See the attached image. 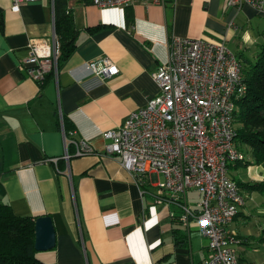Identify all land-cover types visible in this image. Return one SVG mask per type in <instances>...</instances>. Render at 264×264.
I'll return each mask as SVG.
<instances>
[{
    "label": "crops",
    "instance_id": "crops-1",
    "mask_svg": "<svg viewBox=\"0 0 264 264\" xmlns=\"http://www.w3.org/2000/svg\"><path fill=\"white\" fill-rule=\"evenodd\" d=\"M11 7L12 0H0V204L17 217L51 219L55 245L36 252L39 264H204L207 241L193 219L183 222L179 207L185 202L195 211L198 194H160L162 176L155 173L140 182L119 158L105 154L101 134L158 94L152 74L166 61L170 36L227 44L236 38L235 21L258 14L226 0L138 2L125 9H100L90 0H37L17 11ZM64 15L76 31L73 51L63 61L58 57L56 76L38 84L21 69L28 42L56 34V17ZM263 42L251 44L248 33L235 41L247 58ZM99 58L112 61L119 76L86 78L84 64ZM80 140L94 153L73 157L70 141ZM246 157L253 163L249 151ZM235 165L232 179L244 205L228 231L242 242L240 264H252L247 247L261 245L264 231V167L252 164L248 173Z\"/></svg>",
    "mask_w": 264,
    "mask_h": 264
},
{
    "label": "built area",
    "instance_id": "built-area-1",
    "mask_svg": "<svg viewBox=\"0 0 264 264\" xmlns=\"http://www.w3.org/2000/svg\"><path fill=\"white\" fill-rule=\"evenodd\" d=\"M34 1L12 0L11 8L17 11ZM138 2L165 4V0H90L100 9H125ZM226 3L237 9L247 5L264 17V0ZM27 47L21 69L29 79L42 84L49 74L57 75L59 42L54 31L49 38L29 40ZM166 49V61L152 74L158 94L119 126L102 132L105 154L119 158L120 167L137 174L140 182L150 173L161 175L160 194L185 198L189 191L197 193L195 211L185 202L179 207L183 222L193 219L207 241L204 264H240L237 249L242 242L228 227L244 197L228 176V164L246 159L236 144L234 126L235 101L246 94L242 67L225 42L170 36ZM84 68L86 78L112 81L119 76L108 58L92 60ZM70 142L75 146L73 157L94 153L85 140ZM67 148L68 142L66 161L70 159Z\"/></svg>",
    "mask_w": 264,
    "mask_h": 264
},
{
    "label": "trees",
    "instance_id": "trees-1",
    "mask_svg": "<svg viewBox=\"0 0 264 264\" xmlns=\"http://www.w3.org/2000/svg\"><path fill=\"white\" fill-rule=\"evenodd\" d=\"M55 26L60 62L73 51L76 31L68 15L56 17ZM238 61L246 94L235 101L236 144L247 147L253 164L264 167V42L251 59L240 54ZM36 219L17 217L8 205L0 204V264H39L34 249Z\"/></svg>",
    "mask_w": 264,
    "mask_h": 264
},
{
    "label": "rangeland",
    "instance_id": "rangeland-1",
    "mask_svg": "<svg viewBox=\"0 0 264 264\" xmlns=\"http://www.w3.org/2000/svg\"><path fill=\"white\" fill-rule=\"evenodd\" d=\"M234 23L237 25V28H238V31H236V34H237L236 38L233 42H231V40H226V41H228V42H226L227 43L226 45L228 48H230V50L236 55L237 59L239 60L241 52H240V50H237V44L235 43V41L238 39H241L242 36L246 37L247 33H248L251 37V44H257V41L259 43L262 42V39H264V17H262L260 15H253L250 18L243 16L241 19H238ZM230 28H234V27H230ZM233 31H234V29H233ZM256 48L255 49H249L246 52L249 55L248 57L250 59L252 58V56L255 53H257V50L259 47L257 48V50H256ZM238 148L240 150H242V152L245 154L248 153V151H249V149L247 147H245L246 150H243V148H241V145L238 146ZM252 164H251V162H249V160L246 157V159L243 160L242 162H240L239 165H241L243 168H246L247 170L249 169V171H248V173H249L253 167ZM235 166H237V165L228 164V176L231 178L233 176L234 177L237 176L236 175L237 173L234 172ZM256 176H258V175H256ZM254 182H262V179L261 180L257 179ZM192 199L194 200L195 196L191 194V200ZM194 201L192 203H194ZM247 254L249 257V260H248L249 263L251 262L252 264H264V231L263 230H262V244L259 246H252V244H251V246L247 247ZM243 264H248V262L243 259Z\"/></svg>",
    "mask_w": 264,
    "mask_h": 264
},
{
    "label": "water",
    "instance_id": "water-1",
    "mask_svg": "<svg viewBox=\"0 0 264 264\" xmlns=\"http://www.w3.org/2000/svg\"><path fill=\"white\" fill-rule=\"evenodd\" d=\"M34 235V249L36 252L47 251L54 247L55 233L49 217L43 216L35 220Z\"/></svg>",
    "mask_w": 264,
    "mask_h": 264
}]
</instances>
